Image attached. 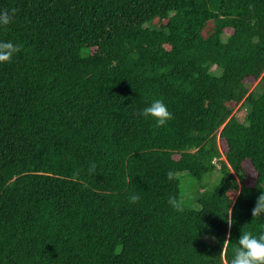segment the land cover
<instances>
[{"label": "trees", "instance_id": "16d2710c", "mask_svg": "<svg viewBox=\"0 0 264 264\" xmlns=\"http://www.w3.org/2000/svg\"><path fill=\"white\" fill-rule=\"evenodd\" d=\"M12 8L0 264H229L243 227L264 233V0H0ZM157 99L163 127L140 114ZM214 171L200 208L169 205L179 173Z\"/></svg>", "mask_w": 264, "mask_h": 264}, {"label": "clouds", "instance_id": "9594fccd", "mask_svg": "<svg viewBox=\"0 0 264 264\" xmlns=\"http://www.w3.org/2000/svg\"><path fill=\"white\" fill-rule=\"evenodd\" d=\"M17 9L12 8L10 10L5 9L0 11V27H6L10 25L13 18L17 14ZM21 51L19 45L14 44L11 41H0V63L11 62L13 56ZM145 118L151 117L155 120L157 127L165 126L170 120H172L173 114L168 110V107L162 100H154L149 106L145 107L140 113ZM96 165L93 163L89 167V173L94 174ZM168 179L172 181L176 174L173 171L168 172ZM83 187H87L84 184ZM140 197L132 194L130 196V202L135 204L138 203ZM169 205L177 212L184 211L183 200L178 199L175 196L168 198ZM252 216L254 218L264 216V191L256 200V204L252 209ZM229 229H231L234 221L230 215L226 219ZM228 239L225 240L223 250L220 254V258L223 261L225 256V245L230 242L231 232L228 233ZM238 247L233 249L234 255L229 264H264V233L254 236L251 232L242 229V234L238 239Z\"/></svg>", "mask_w": 264, "mask_h": 264}, {"label": "rangeland", "instance_id": "374dc122", "mask_svg": "<svg viewBox=\"0 0 264 264\" xmlns=\"http://www.w3.org/2000/svg\"><path fill=\"white\" fill-rule=\"evenodd\" d=\"M232 29H226V35L232 33ZM248 83L250 84L251 88H254L255 85L258 83V80L250 77L247 79ZM236 115L243 120L246 114V109L239 108V106L235 109ZM222 149L224 150V145H222ZM180 179V188L182 194L183 203L191 207L193 209L200 208V205L197 202V198L207 190L213 188L221 179V174L219 171H214L203 179L199 180L186 172H182L178 174ZM251 177V178H250ZM253 173L249 175V180L252 182Z\"/></svg>", "mask_w": 264, "mask_h": 264}]
</instances>
